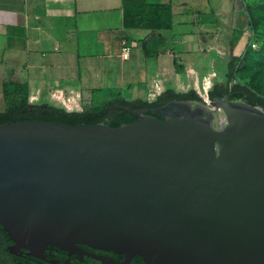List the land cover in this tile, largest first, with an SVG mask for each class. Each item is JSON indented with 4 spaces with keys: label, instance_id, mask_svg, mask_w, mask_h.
Wrapping results in <instances>:
<instances>
[{
    "label": "water",
    "instance_id": "95a60500",
    "mask_svg": "<svg viewBox=\"0 0 264 264\" xmlns=\"http://www.w3.org/2000/svg\"><path fill=\"white\" fill-rule=\"evenodd\" d=\"M210 103L173 100L153 112L181 117L137 110L118 127L0 124V224L32 250L86 243L146 264H264V108ZM216 108L226 126L213 125Z\"/></svg>",
    "mask_w": 264,
    "mask_h": 264
},
{
    "label": "crops",
    "instance_id": "0c3cea01",
    "mask_svg": "<svg viewBox=\"0 0 264 264\" xmlns=\"http://www.w3.org/2000/svg\"><path fill=\"white\" fill-rule=\"evenodd\" d=\"M146 1L170 3L173 27L145 50L151 31L124 27L123 0H0V110L11 71L29 83L31 103L58 99L77 111L95 90L127 87L126 98L153 101L167 89L208 93L226 82L249 39L245 0Z\"/></svg>",
    "mask_w": 264,
    "mask_h": 264
},
{
    "label": "trees",
    "instance_id": "16d2710c",
    "mask_svg": "<svg viewBox=\"0 0 264 264\" xmlns=\"http://www.w3.org/2000/svg\"><path fill=\"white\" fill-rule=\"evenodd\" d=\"M251 26H258V19L252 9L247 7ZM123 24L125 28L148 29L151 32L143 39L145 50L147 42L153 36H162L161 30L173 27V9L170 3H151L146 0H123ZM241 56H232L228 63L227 81L216 83L209 91L210 99L229 96L232 101H245L251 105H260L264 108V95L260 88L233 82L236 80L235 71ZM4 109L0 110V124L18 120H45L61 124H95L103 123L118 127L135 122L139 116L135 110L141 108L160 107L171 100H191L204 102L196 90L178 92L167 89L155 100L143 98L128 99L120 88H108L103 96L96 90L91 102L83 110L70 111L63 106L50 102L46 105H30V86L15 72L11 71L9 77L3 81Z\"/></svg>",
    "mask_w": 264,
    "mask_h": 264
},
{
    "label": "flooded vegetation",
    "instance_id": "af4514ba",
    "mask_svg": "<svg viewBox=\"0 0 264 264\" xmlns=\"http://www.w3.org/2000/svg\"><path fill=\"white\" fill-rule=\"evenodd\" d=\"M160 107L138 110H148L147 114L158 118L182 116L175 108H167L164 112H153V109ZM0 264H146V262L137 254L129 257L113 249L100 248L86 243H79L68 249L57 246H48L41 250L28 249L19 246L0 224Z\"/></svg>",
    "mask_w": 264,
    "mask_h": 264
},
{
    "label": "rangeland",
    "instance_id": "374dc122",
    "mask_svg": "<svg viewBox=\"0 0 264 264\" xmlns=\"http://www.w3.org/2000/svg\"><path fill=\"white\" fill-rule=\"evenodd\" d=\"M245 2L247 4V7L252 9L253 13L258 19V26L253 29V27L249 22V17L247 15L248 27L246 33L248 34L249 39H248V43L245 45L243 49V52L241 53V55H239L242 57V60H240L237 63V68L235 71L236 80L233 82H240L242 84L256 86L261 89L262 95H264V0H245ZM122 90L124 91L123 95L128 96L129 94V92L127 91L128 88L123 87ZM209 91L208 93H206V91L204 90L202 91V93L197 92L204 100V102H200V103L205 105L207 109L215 108L210 103L212 99H210L209 97ZM178 92H183V91H178ZM54 94H56L55 96L56 98L61 97L59 92L57 93L55 92ZM104 94L105 93H99V96H103ZM70 96L71 94L64 96L66 97L67 102L69 101L68 98ZM88 100H90V98H88ZM52 103H59L64 106V104L60 103L58 99L52 100ZM33 104L35 103L33 102ZM66 108L70 111H73L71 107L69 108L66 107ZM214 113H215V118L213 125L216 128L221 127V125L226 126L227 118L223 109L216 108Z\"/></svg>",
    "mask_w": 264,
    "mask_h": 264
},
{
    "label": "built area",
    "instance_id": "2783aa9c",
    "mask_svg": "<svg viewBox=\"0 0 264 264\" xmlns=\"http://www.w3.org/2000/svg\"><path fill=\"white\" fill-rule=\"evenodd\" d=\"M129 51H130V47L129 46H124L121 52V56L123 58H127L129 55ZM57 93V92H56ZM61 95V94H60ZM54 96H56V94H54ZM73 99V92L71 93V96L68 98L69 101H72Z\"/></svg>",
    "mask_w": 264,
    "mask_h": 264
},
{
    "label": "bare ground",
    "instance_id": "6f19581e",
    "mask_svg": "<svg viewBox=\"0 0 264 264\" xmlns=\"http://www.w3.org/2000/svg\"><path fill=\"white\" fill-rule=\"evenodd\" d=\"M211 117H213V116H211Z\"/></svg>",
    "mask_w": 264,
    "mask_h": 264
}]
</instances>
